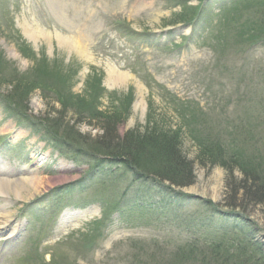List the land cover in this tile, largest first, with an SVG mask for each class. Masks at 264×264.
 I'll list each match as a JSON object with an SVG mask.
<instances>
[{
  "label": "rangeland",
  "instance_id": "rangeland-1",
  "mask_svg": "<svg viewBox=\"0 0 264 264\" xmlns=\"http://www.w3.org/2000/svg\"><path fill=\"white\" fill-rule=\"evenodd\" d=\"M219 1L204 2L190 31L185 32L186 27L173 21L179 14L186 15L188 21L198 5L196 0H0V97H15L12 87L17 86L16 101L22 104L14 107L9 103L20 118L27 116L37 129L40 130L41 122L45 126L43 121L50 125H68L73 132L89 140L108 144H127L130 140L144 142L155 127L167 133L177 130L179 106L173 104L174 99L179 103L193 101L210 113L206 128L216 129L222 136L227 124L238 123V112L239 115L245 112L246 106H254L258 111V103L264 102V68L261 69L264 63H260L264 49L246 50V54L240 49L238 53L242 55L236 54L233 36L240 28L237 23L240 7L221 12ZM240 11L242 13V9ZM21 24L37 25L42 34L35 40L28 39ZM75 42L86 48L89 62L84 63L75 53ZM257 63L260 74L253 71ZM110 66L129 74L128 81L111 88L106 81ZM138 84L142 86L144 103L135 108ZM227 97L230 102L240 98L237 113L233 106L220 111ZM3 103L0 102V156L4 174L18 182L36 176L42 186L35 192L26 184L16 186L15 192L22 196L19 199L10 190L6 194L2 192L13 223L22 227L18 240L6 250L0 243V264H32L41 254L45 262L54 260L53 264H164L168 260L175 264L181 261V264H205L217 254L201 241L198 246H192L196 250L185 259L182 255L168 258L170 252H167L191 238L192 233L188 234L175 222L183 227L189 216H198L200 212L204 218L203 204L208 207L204 206L205 209L212 208L219 215L244 219L249 227L243 230L245 234L254 233L264 247L261 209L250 207L245 214L230 209L223 201L225 183L235 181L236 186L243 175L235 169L230 176L220 166H210L207 162L206 167H201L196 159L197 148L185 131L178 147L185 161L193 162L195 183L182 189L194 198L193 201H176L182 205L181 210L165 205L161 215L153 211L133 213L131 207L137 209L140 201L134 197L140 198V194L135 196V187L131 185L132 190L128 191L127 185L120 183L109 198L114 202L118 200L125 214L132 213L125 221L126 218L113 215L109 226L97 232L92 246H87L81 233L86 225L100 218V208L96 204H84L88 197L74 201L87 205L84 210L88 209L90 216L88 214L84 221L76 217L62 219L61 214L57 221L55 219V226L46 222L44 230L47 232H42L45 237L37 235V227L30 228L29 234L23 233L27 225L25 219L39 224V215L49 216L52 205L57 202V195L48 199H41L42 196L84 176L88 165L79 157L58 154L64 150L57 152L56 147L39 134L41 132L34 133L28 122L13 117ZM103 115L107 119L103 120ZM197 127L200 128L198 124ZM155 155L151 152L150 161L158 159ZM254 173L258 174L254 183L264 190V170L261 174ZM87 181L88 187L100 188L95 180ZM195 198L203 201L200 203ZM30 202L34 203L29 205ZM142 205L138 209L150 207L146 202ZM22 207L27 208L24 209L25 219L20 216ZM215 219V226L196 236L201 239L223 231L230 233V225L238 224L237 220L224 221L218 216ZM59 223H62L61 228L67 227L68 233L59 231L53 235L52 230H56ZM223 224L228 227L222 229ZM73 225L79 228L73 230ZM56 239L59 242L53 243ZM33 246L39 256L30 252ZM42 262L40 259L34 264Z\"/></svg>",
  "mask_w": 264,
  "mask_h": 264
},
{
  "label": "trees",
  "instance_id": "trees-1",
  "mask_svg": "<svg viewBox=\"0 0 264 264\" xmlns=\"http://www.w3.org/2000/svg\"><path fill=\"white\" fill-rule=\"evenodd\" d=\"M247 12L238 34H235L236 41L241 47L244 46L243 48H250L255 44L264 45V0H257L252 3ZM184 17L181 15L179 20L185 21L183 20ZM12 91H14L15 97L9 96L6 99L14 107H20L22 103L16 101V98L19 97L17 86H13ZM129 106L130 102L127 103L126 109ZM91 117L96 118L95 115H91ZM102 118L103 120L107 119V116L103 115ZM237 121L239 122L231 123L230 127H226L227 130L223 131L225 137L220 136L218 134L220 132L207 131L206 129L201 135V131L191 128L190 134L198 151L197 163L201 167H206V164L220 166L230 176L233 170H239L243 175L241 182H238L236 186L235 181H229V184L228 182L225 183L223 199L225 205L245 214L248 213L247 210H250V207L252 209L259 207L264 213V190L254 183L257 181L258 175L254 172L261 174L264 170V109L256 111L254 106L246 108ZM43 122L45 126L42 122L40 124L53 140L61 143L60 146H66L70 150L77 151V153L82 152L89 157H107L113 162L120 163L118 165L128 172H133L135 177L158 179L178 189L190 187L195 183L193 162H186L183 152L178 147V144L181 145L179 139L182 137L181 129L178 127L177 130L170 131V133L155 127L144 139V142L130 140L127 144L119 142L108 144L102 140H89L77 132H73L72 127L68 125L57 126L55 124L50 125L48 121ZM212 133L216 134L213 135ZM234 135H239L238 139L240 140L238 141ZM150 151L156 154L155 157L158 159L150 161ZM144 158L149 159V161ZM205 162L207 163L205 164ZM228 201L231 203L226 204ZM191 222L194 231L206 229L207 225L202 219L192 218ZM222 226L225 227V225ZM232 229L237 233L209 236L204 240L205 246L212 249V253L217 254L205 264H264L262 243L255 240L254 233L248 234V231L245 234L243 231L248 229V226L240 222ZM198 243L199 240H193L179 246L176 250L168 253V258L182 255L181 257L185 259L187 255H192L193 250H196L192 246H198ZM175 261L179 262L180 260ZM164 264L175 263L168 260Z\"/></svg>",
  "mask_w": 264,
  "mask_h": 264
},
{
  "label": "bare ground",
  "instance_id": "bare-ground-1",
  "mask_svg": "<svg viewBox=\"0 0 264 264\" xmlns=\"http://www.w3.org/2000/svg\"><path fill=\"white\" fill-rule=\"evenodd\" d=\"M22 28V32L23 34L28 38V39H36L37 36L42 34L41 29L37 26V25H27V24H21L20 26ZM61 38V37H60ZM63 40V39H60ZM60 44H62L61 41H59ZM74 45V44H72ZM77 49L75 51V53L83 60L84 63H87L90 61V57L87 53L86 48L82 47L81 44H77L75 42V46ZM61 48H65L67 49V51H70L71 49L69 47H62ZM107 83L112 87H116L119 86L121 84H124L125 82L128 81L130 75L127 73H123V72H119L118 69L116 67L110 66L107 69ZM137 87V100L135 103V108L141 107L144 103V98H143V93H142V86L140 84L136 85ZM34 183V184H33ZM20 184H26L27 186H31V188L33 189V191H37L38 188H40L42 186V182L40 180L36 179V176H32L30 177V179L27 180H22L21 182L19 181H15L12 178L9 177H0V196L8 193V191L10 190L11 193H13L15 195L16 198L19 199L22 198L21 195H19L17 192H15V187L20 186ZM19 189V188H18ZM3 190V191H2ZM23 190H25L23 188ZM4 192V194L2 193ZM18 192H20V189L18 190ZM31 194H29L30 196ZM0 200L2 201L3 199L0 198ZM3 202V201H2ZM7 209V208H6ZM5 209V204L3 203L0 204V231H4V229L8 228L10 226L11 223H9L10 221V217L11 214L8 210ZM88 211H74V212H69L66 211L64 213V216H69V215H73L76 218H80L83 221L85 220V217L88 215ZM93 215V214H91ZM90 216V214H89ZM13 233V230H11L8 233V236L11 235Z\"/></svg>",
  "mask_w": 264,
  "mask_h": 264
}]
</instances>
